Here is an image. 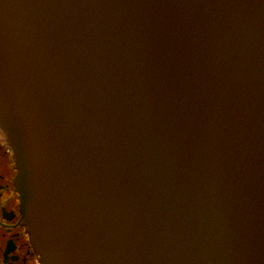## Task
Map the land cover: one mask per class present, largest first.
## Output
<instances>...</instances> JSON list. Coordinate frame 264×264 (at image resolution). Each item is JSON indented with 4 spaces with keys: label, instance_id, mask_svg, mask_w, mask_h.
Here are the masks:
<instances>
[{
    "label": "water",
    "instance_id": "obj_1",
    "mask_svg": "<svg viewBox=\"0 0 264 264\" xmlns=\"http://www.w3.org/2000/svg\"><path fill=\"white\" fill-rule=\"evenodd\" d=\"M0 132L42 264H264V0H2Z\"/></svg>",
    "mask_w": 264,
    "mask_h": 264
},
{
    "label": "flooded vegetation",
    "instance_id": "obj_2",
    "mask_svg": "<svg viewBox=\"0 0 264 264\" xmlns=\"http://www.w3.org/2000/svg\"><path fill=\"white\" fill-rule=\"evenodd\" d=\"M13 150L0 136V264H42L16 185Z\"/></svg>",
    "mask_w": 264,
    "mask_h": 264
},
{
    "label": "snow or ice",
    "instance_id": "obj_3",
    "mask_svg": "<svg viewBox=\"0 0 264 264\" xmlns=\"http://www.w3.org/2000/svg\"><path fill=\"white\" fill-rule=\"evenodd\" d=\"M0 3H2V0H0Z\"/></svg>",
    "mask_w": 264,
    "mask_h": 264
}]
</instances>
